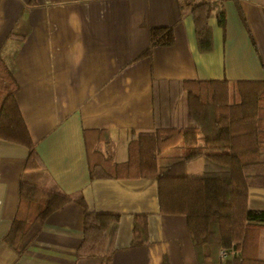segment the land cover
Instances as JSON below:
<instances>
[{"label":"crops","instance_id":"crops-1","mask_svg":"<svg viewBox=\"0 0 264 264\" xmlns=\"http://www.w3.org/2000/svg\"><path fill=\"white\" fill-rule=\"evenodd\" d=\"M211 1L226 26L210 20L214 50L204 54L184 0H0V55L19 84L17 100L43 165L26 169L29 150L0 135V264H101L77 256L86 209L121 214L108 230L116 235L112 264H198L185 219L159 214L156 180L91 179L84 132L109 131L112 142L102 149L125 162L129 141L155 130V80H264V0ZM166 26L174 27L175 44L138 58L150 28ZM187 102L181 112L178 104L177 127L191 125ZM22 184L71 200L41 213L18 254L5 239ZM249 207L264 210V188L250 189ZM138 213L149 214L150 243L135 247Z\"/></svg>","mask_w":264,"mask_h":264},{"label":"trees","instance_id":"trees-1","mask_svg":"<svg viewBox=\"0 0 264 264\" xmlns=\"http://www.w3.org/2000/svg\"><path fill=\"white\" fill-rule=\"evenodd\" d=\"M184 1L191 8L199 51L213 52L210 20L217 17L225 28V13L218 2ZM174 44V27L150 28L149 45L138 58ZM19 89L0 55V135L29 150L26 169H39L43 165L17 100ZM184 94L191 125L177 127L174 117ZM153 106L155 130L129 141L125 162L102 149L112 142L109 131L84 132L91 179L156 180L159 214L185 219L198 264H264V210L249 207L250 189L264 188V80H155ZM172 148L176 152L167 154ZM199 156L204 158L203 174H187L188 163ZM20 191L19 210L5 239L18 254L29 245L41 213L71 200L29 184H22ZM134 217L132 246L149 244V214ZM120 218V213L86 209L77 256L112 264L116 235L109 237L108 230ZM221 249L237 254L223 260Z\"/></svg>","mask_w":264,"mask_h":264},{"label":"rangeland","instance_id":"rangeland-1","mask_svg":"<svg viewBox=\"0 0 264 264\" xmlns=\"http://www.w3.org/2000/svg\"><path fill=\"white\" fill-rule=\"evenodd\" d=\"M185 100H187V95H184L182 97V99L180 100L179 103V112H181V108L183 103H185ZM176 150V148H172L171 151H167V154H171ZM203 162H204V158L203 156H199L197 158H195L194 160H192L191 162L188 163L187 167H186V173L187 174H202L203 172Z\"/></svg>","mask_w":264,"mask_h":264},{"label":"built area","instance_id":"built-area-1","mask_svg":"<svg viewBox=\"0 0 264 264\" xmlns=\"http://www.w3.org/2000/svg\"><path fill=\"white\" fill-rule=\"evenodd\" d=\"M237 254V252L235 250H227V249H221L220 250V257L222 259H228V258H232Z\"/></svg>","mask_w":264,"mask_h":264}]
</instances>
